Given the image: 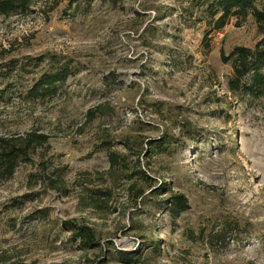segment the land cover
Returning <instances> with one entry per match:
<instances>
[{"label": "rangeland", "instance_id": "obj_1", "mask_svg": "<svg viewBox=\"0 0 264 264\" xmlns=\"http://www.w3.org/2000/svg\"><path fill=\"white\" fill-rule=\"evenodd\" d=\"M68 2L33 0L0 17V87L13 89L0 103V138H45L0 182V264H123L114 251L140 248L133 264H264V98L230 92L221 60L254 45L252 19H231L208 49L203 28L180 24L175 0ZM53 55L73 76L54 96L27 100L21 93ZM39 57L30 74L5 70ZM165 136L179 144L139 163L131 156L126 173L111 169L109 151ZM160 184L157 201L187 200L176 223L139 206L137 193ZM65 221L93 229L99 247L78 250ZM225 223L243 233L221 244Z\"/></svg>", "mask_w": 264, "mask_h": 264}, {"label": "trees", "instance_id": "obj_2", "mask_svg": "<svg viewBox=\"0 0 264 264\" xmlns=\"http://www.w3.org/2000/svg\"><path fill=\"white\" fill-rule=\"evenodd\" d=\"M80 0H69L66 9L77 7ZM94 0H88V4ZM113 1V0H110ZM177 3L176 18L185 29L203 28V42L209 49V36L213 33H220L231 19L236 20V26L239 27L247 18H251L255 25L257 40L252 47L237 46L233 47L226 56L221 52V60L224 64H229L232 70L230 79L228 80V90L237 95L251 97L252 99L264 98V0H175ZM33 0H0V17H9L19 13L27 12ZM146 32L148 30H145ZM44 57L29 60L19 66L17 63H11L5 66L6 71H10L9 75L17 71L18 74H30L28 67L39 68ZM4 68V67H2ZM14 71V72H13ZM74 69L69 62H63L56 58L55 55L50 57L47 68L41 70L32 85H30L21 95L27 100L36 102L45 100L57 93V90L64 86L68 78L73 76ZM9 75L7 76L9 79ZM1 77V76H0ZM7 79V80H8ZM13 89L8 84L0 87V103H4L9 98ZM90 112L89 114H91ZM45 138L35 133L27 134L19 139L0 138V182L10 180L16 173L20 164L29 160L30 155L34 152V145L43 144ZM178 141L173 137L165 136L156 140H148L145 143L132 141L125 145L127 154H119L109 151L107 153L109 164L114 172L122 174L130 170L128 159L136 156L137 162L139 158H152L158 154L167 152L173 145L177 146ZM143 146L147 147L144 148ZM137 150V151H135ZM142 174V171L137 172ZM149 177H142L147 182ZM38 178H30L33 184H36ZM150 195H144L141 191L137 193L136 198H140L139 206L141 208L154 209L159 212L167 213L173 223L178 219L181 213L188 209L187 200L182 195H173L171 197L156 200L160 197L166 185H161L152 189ZM133 188V187H132ZM19 202L17 204H22ZM16 204V206H17ZM33 216H30L32 218ZM45 218L43 215L39 216ZM225 223L222 230L216 232L218 241L225 243L230 237H235L236 233L242 234V228L238 225ZM61 229L70 233V240L76 244L78 250L86 251L94 250L99 247L96 233L93 229L84 225H78L72 221H65L61 224ZM153 242V241H152ZM151 242L150 248L153 252L159 251L158 244ZM109 248L112 243H109ZM143 249H138L131 253L124 251H114L118 261L123 264L138 263L144 256ZM101 264L104 261H100Z\"/></svg>", "mask_w": 264, "mask_h": 264}]
</instances>
